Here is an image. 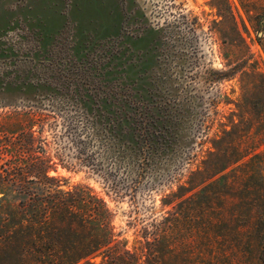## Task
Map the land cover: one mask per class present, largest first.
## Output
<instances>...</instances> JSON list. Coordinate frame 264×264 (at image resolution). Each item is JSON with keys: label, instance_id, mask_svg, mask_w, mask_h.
I'll return each mask as SVG.
<instances>
[{"label": "rangeland", "instance_id": "374dc122", "mask_svg": "<svg viewBox=\"0 0 264 264\" xmlns=\"http://www.w3.org/2000/svg\"><path fill=\"white\" fill-rule=\"evenodd\" d=\"M150 57L166 100L187 112L182 142L161 153L142 146L137 162L112 160L100 137L81 151L75 127L90 115L64 88H2L142 87ZM263 87L264 0H0V163L34 152L61 189L89 187L130 250L169 232L158 264H264V205L244 177L254 162L242 164L243 137L264 132ZM100 160L111 187L92 170ZM224 166L228 187L195 197Z\"/></svg>", "mask_w": 264, "mask_h": 264}, {"label": "trees", "instance_id": "16d2710c", "mask_svg": "<svg viewBox=\"0 0 264 264\" xmlns=\"http://www.w3.org/2000/svg\"><path fill=\"white\" fill-rule=\"evenodd\" d=\"M157 35L158 31H153L151 41ZM153 47L142 50L152 51ZM153 62L150 57L147 63H142V87H123L126 85L123 81L122 87L91 90L88 87L2 88L26 96L55 93L54 89L64 88V94L73 98L87 117L90 115L81 129L75 127L74 142L82 143L81 151L87 149V143L94 137H100V145L104 147L105 143L112 160L129 157L137 162L142 146L148 153H161L183 139L187 107L166 100L163 87H158L152 76ZM72 127L70 122L67 129ZM243 140L245 153H250L251 158L242 164L254 162L253 169L244 174L251 180L247 188L264 205V159H259L264 154L260 149L264 145V132L257 137L249 132ZM11 157L0 163V264H142V258L144 264H158L163 253L171 250L168 246L163 249L171 236L169 232L158 235L157 230L145 235L143 240L138 239L133 250L128 249L123 241L116 239L118 234L112 225L114 213L103 197L87 186L61 189L56 179L48 176L43 157L34 152L27 158ZM101 161L92 163V170L101 174L111 187L113 170L102 171ZM224 169L225 166L215 168L213 177L194 196L217 197L218 187H228L227 174L222 175ZM218 174L220 177L215 178ZM98 256L101 260L94 261Z\"/></svg>", "mask_w": 264, "mask_h": 264}]
</instances>
